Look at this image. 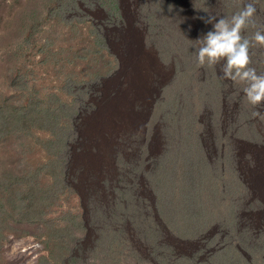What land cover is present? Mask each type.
<instances>
[{"label": "rangeland", "instance_id": "rangeland-1", "mask_svg": "<svg viewBox=\"0 0 264 264\" xmlns=\"http://www.w3.org/2000/svg\"><path fill=\"white\" fill-rule=\"evenodd\" d=\"M248 2L0 0V264H264V120L196 58Z\"/></svg>", "mask_w": 264, "mask_h": 264}, {"label": "clouds", "instance_id": "clouds-1", "mask_svg": "<svg viewBox=\"0 0 264 264\" xmlns=\"http://www.w3.org/2000/svg\"><path fill=\"white\" fill-rule=\"evenodd\" d=\"M256 11L255 4L248 2L230 17L208 16L204 22L211 24L212 29L197 40L199 48L196 58L199 66L219 65L224 79L245 85L243 93L255 109L252 116L264 120L261 112L264 109V75L258 74L250 66L251 48H264V31H255L251 38L245 35L249 28L256 27Z\"/></svg>", "mask_w": 264, "mask_h": 264}]
</instances>
